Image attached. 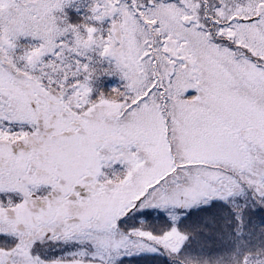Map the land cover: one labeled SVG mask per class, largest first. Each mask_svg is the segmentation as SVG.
Masks as SVG:
<instances>
[{
  "label": "snow or ice",
  "instance_id": "1",
  "mask_svg": "<svg viewBox=\"0 0 264 264\" xmlns=\"http://www.w3.org/2000/svg\"><path fill=\"white\" fill-rule=\"evenodd\" d=\"M0 264H264V0H0Z\"/></svg>",
  "mask_w": 264,
  "mask_h": 264
}]
</instances>
